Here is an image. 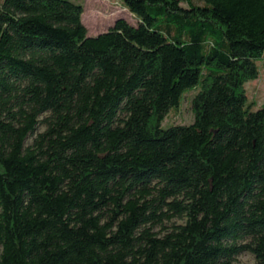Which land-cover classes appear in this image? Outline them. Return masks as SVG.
Here are the masks:
<instances>
[{"label":"trees","instance_id":"trees-1","mask_svg":"<svg viewBox=\"0 0 264 264\" xmlns=\"http://www.w3.org/2000/svg\"><path fill=\"white\" fill-rule=\"evenodd\" d=\"M122 2L0 0V264H264V0Z\"/></svg>","mask_w":264,"mask_h":264},{"label":"rangeland","instance_id":"rangeland-1","mask_svg":"<svg viewBox=\"0 0 264 264\" xmlns=\"http://www.w3.org/2000/svg\"><path fill=\"white\" fill-rule=\"evenodd\" d=\"M84 6L83 23L88 29L89 36L106 31L117 19L124 18L132 24H136V18L123 6L122 0H70ZM248 103L253 109L264 105V70L261 69L258 78L252 79L245 84ZM196 92V90H194ZM187 101L182 104L179 112L172 111L167 116L165 123L175 121L189 123L192 119L191 111L187 108ZM177 221L183 223L184 221ZM235 264H256L254 256L244 252L237 257Z\"/></svg>","mask_w":264,"mask_h":264}]
</instances>
